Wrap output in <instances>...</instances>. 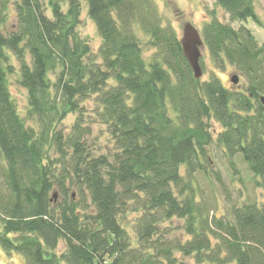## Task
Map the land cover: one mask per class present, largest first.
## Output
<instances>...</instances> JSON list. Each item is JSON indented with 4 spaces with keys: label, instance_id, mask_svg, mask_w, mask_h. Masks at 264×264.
<instances>
[{
    "label": "trees",
    "instance_id": "1",
    "mask_svg": "<svg viewBox=\"0 0 264 264\" xmlns=\"http://www.w3.org/2000/svg\"><path fill=\"white\" fill-rule=\"evenodd\" d=\"M84 2L97 54L78 33L81 0H0V247L26 264H264V202L211 214L196 181L213 171L217 145L264 193V43L243 25L264 30L255 0H215L230 23L212 12L201 30L209 62L234 68L237 89L194 77L154 0ZM88 117L107 128L113 154L90 146ZM72 188L88 199L77 203ZM175 219L184 241L166 240Z\"/></svg>",
    "mask_w": 264,
    "mask_h": 264
},
{
    "label": "rangeland",
    "instance_id": "2",
    "mask_svg": "<svg viewBox=\"0 0 264 264\" xmlns=\"http://www.w3.org/2000/svg\"><path fill=\"white\" fill-rule=\"evenodd\" d=\"M158 14L165 26H171V28L177 33L179 38H182L183 29L186 24L193 25L200 33L205 23L212 18V12H215L216 16L226 22L230 23L229 16L224 11L215 5V0H154ZM82 3L81 21L78 27V33L80 37L87 41L94 54H97L102 44L101 38L98 34L94 22L88 15L87 6L84 0ZM256 12L259 18L264 22V0H255ZM50 16V13H47ZM8 25L14 28V18L9 20ZM235 29H238L241 24H232ZM250 31L255 35L259 44L264 43V30L252 21L244 23ZM144 40V38H143ZM146 40V39H145ZM144 40V42H146ZM149 49V48H148ZM147 48L145 50H148ZM207 50L203 51V57L206 64V70L203 72V81L209 80L213 74L220 79L225 87L229 89H237L238 85L242 84V79L239 78L238 85H233L231 78L238 76V73L231 66H227L224 71L215 70L208 59ZM151 53L146 52V56ZM16 68L15 73L9 77L10 90L12 96L17 103L18 110L21 115H26L27 110V92L18 83V64L13 61ZM214 71V73H213ZM88 110H92L93 105H87ZM89 114V113H88ZM94 118H87V122L91 123V136L88 143L92 148L100 150V152L106 154L114 153V145L111 137L108 134L107 128L94 123ZM75 122L74 116H69L61 125L65 130L69 128ZM59 127V128H61ZM218 131H221L219 125L216 126ZM53 150H50L52 154ZM211 162L213 171L209 175H197L196 181L200 196L203 203L206 204L210 213L213 211L219 216L223 212H228L233 206L242 205L244 203H257L262 204L264 202V193L262 190L256 187L255 178L248 171L246 164L240 157H235L230 161L223 149L217 145H213L210 150ZM233 164V166L231 165ZM70 194H73L77 203L86 201L88 197L86 195H79L78 191L74 188L71 189ZM77 194V195H76ZM57 195V194H56ZM52 201L56 204L60 202L58 196L54 198L52 194ZM137 217V213H127L126 218L123 221L125 227L129 230L132 238L135 237L132 229L133 222ZM163 228H168L170 234L166 237V240H182L186 239L184 232V221L175 219L171 222L164 224ZM178 259L184 264H194L191 258H185L178 255ZM0 264H26L25 259L17 253H7L2 247H0Z\"/></svg>",
    "mask_w": 264,
    "mask_h": 264
},
{
    "label": "water",
    "instance_id": "3",
    "mask_svg": "<svg viewBox=\"0 0 264 264\" xmlns=\"http://www.w3.org/2000/svg\"><path fill=\"white\" fill-rule=\"evenodd\" d=\"M180 43L183 54L193 71L194 77L197 80H201L203 77V70L200 61L203 57V51L205 50L201 33L193 25L188 23L184 26ZM231 82L233 85H238L239 76H233ZM260 102L264 106V97H261ZM56 196L57 195L54 194V198H56Z\"/></svg>",
    "mask_w": 264,
    "mask_h": 264
}]
</instances>
